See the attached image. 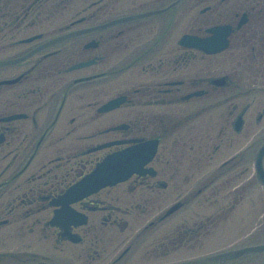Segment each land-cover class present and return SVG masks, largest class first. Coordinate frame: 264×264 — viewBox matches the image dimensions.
Returning <instances> with one entry per match:
<instances>
[{"label": "flooded vegetation", "instance_id": "1", "mask_svg": "<svg viewBox=\"0 0 264 264\" xmlns=\"http://www.w3.org/2000/svg\"><path fill=\"white\" fill-rule=\"evenodd\" d=\"M171 1L0 0V60L29 53L0 65V80L20 77L0 84V264H239L212 257L238 247L235 234L223 243L220 226L235 219L239 205L246 230L252 221L253 152L264 126L254 132L250 103L221 100L223 86L212 82L219 59L180 50L170 35L184 18L203 31L206 10L212 16L217 7L200 8L190 19V9L209 0H181L166 11L175 10L162 36L153 35L159 19L153 16L106 24ZM247 14V38L255 44L260 32L264 60V6ZM85 60L93 62L68 70ZM120 76L125 81L110 84ZM82 77L91 78L72 83ZM226 86L237 87L229 76ZM113 91L125 95L130 109L99 113ZM12 113L25 116L2 119ZM116 120L128 124L116 138L158 140L154 174L134 175L72 204L84 213L83 224L51 225L53 200L103 155L88 148L104 141Z\"/></svg>", "mask_w": 264, "mask_h": 264}, {"label": "water", "instance_id": "2", "mask_svg": "<svg viewBox=\"0 0 264 264\" xmlns=\"http://www.w3.org/2000/svg\"><path fill=\"white\" fill-rule=\"evenodd\" d=\"M131 150L132 149H127L125 152L123 151L109 156L105 160V163L101 165L98 170L94 171L93 174L98 176L101 173H107L110 174V176H112L111 175L112 171L120 169L121 167L126 168L124 164L130 166V163L135 162L136 159L140 157V154L131 153ZM260 179L264 183V176H262L261 173H260Z\"/></svg>", "mask_w": 264, "mask_h": 264}]
</instances>
